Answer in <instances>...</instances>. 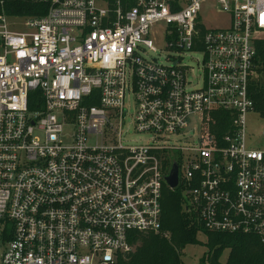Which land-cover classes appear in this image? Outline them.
Instances as JSON below:
<instances>
[{
  "label": "built area",
  "instance_id": "obj_1",
  "mask_svg": "<svg viewBox=\"0 0 264 264\" xmlns=\"http://www.w3.org/2000/svg\"><path fill=\"white\" fill-rule=\"evenodd\" d=\"M48 3L22 28L0 14V264H119L160 233L173 165L206 231L264 243V131H247L264 0ZM129 98L148 144H123Z\"/></svg>",
  "mask_w": 264,
  "mask_h": 264
},
{
  "label": "trees",
  "instance_id": "obj_2",
  "mask_svg": "<svg viewBox=\"0 0 264 264\" xmlns=\"http://www.w3.org/2000/svg\"><path fill=\"white\" fill-rule=\"evenodd\" d=\"M48 8V0H0V14L9 18H41ZM259 60L264 72V48L259 51ZM252 95L255 110L264 116V86L252 87ZM215 124H219L218 121ZM212 132L221 135L223 129L214 128ZM161 209L160 233L131 234L129 242L133 251L123 255L119 264H183L182 251L186 246L199 244L198 235L206 238L205 261L208 264H264V243L258 238L206 231L196 215L187 214L181 186L163 190ZM225 251L228 255L225 263H221Z\"/></svg>",
  "mask_w": 264,
  "mask_h": 264
},
{
  "label": "rangeland",
  "instance_id": "obj_3",
  "mask_svg": "<svg viewBox=\"0 0 264 264\" xmlns=\"http://www.w3.org/2000/svg\"><path fill=\"white\" fill-rule=\"evenodd\" d=\"M16 25L21 27V22L24 20L19 18H12ZM201 19L204 21V25L208 29L213 28H221L228 25V17L224 15H218L213 13L209 4H204L201 12ZM216 26V27H215ZM190 66L193 64L192 61H185ZM254 81L258 82L260 85L264 86V77L258 78L254 76ZM126 107L129 111V115L126 118V126L124 128V132L129 129L128 135L124 138V145H145L149 143L150 135H137L136 132L133 131L132 127L129 126V122L132 119L133 111L135 110V104L132 98H129L126 101ZM247 131L249 134L258 135L261 131H264V124L261 122H255L251 116L247 117ZM191 132L189 129L184 130L180 133L179 136H174L171 138L170 144L174 147H182L188 146L192 144ZM197 240L199 244L189 245L184 248L181 253V260L183 264H208L205 261V253L207 251L205 243L206 238L203 235H198ZM228 255V251H225L220 259L221 263H225Z\"/></svg>",
  "mask_w": 264,
  "mask_h": 264
},
{
  "label": "water",
  "instance_id": "obj_4",
  "mask_svg": "<svg viewBox=\"0 0 264 264\" xmlns=\"http://www.w3.org/2000/svg\"><path fill=\"white\" fill-rule=\"evenodd\" d=\"M166 182L171 189H175L178 185V177H177V166L173 165L169 176L166 178Z\"/></svg>",
  "mask_w": 264,
  "mask_h": 264
}]
</instances>
